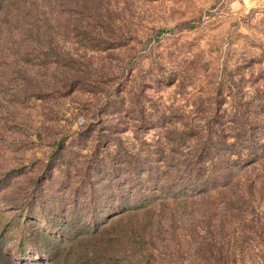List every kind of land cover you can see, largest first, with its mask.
Wrapping results in <instances>:
<instances>
[{
	"label": "rangeland",
	"instance_id": "374dc122",
	"mask_svg": "<svg viewBox=\"0 0 264 264\" xmlns=\"http://www.w3.org/2000/svg\"><path fill=\"white\" fill-rule=\"evenodd\" d=\"M83 1L75 3L73 11L63 0L60 16L64 22L75 17L85 22L78 29L70 28L72 35L64 37L62 44L68 51L86 54L100 71L99 77L95 83H81L63 98L67 107L60 117L65 120L67 113L69 117L74 114L80 124L71 131L73 137L64 151L74 167L66 170L61 165L52 172L47 185L37 192L40 205L36 216L31 219L29 214L24 219L34 220L51 237H58L48 228L43 210L64 223L82 213L84 205L91 207L93 193L111 197L110 203L116 204L120 191L124 192L126 185L135 187L136 178L123 169L106 171L114 156L125 149L133 154L160 151L162 129L139 135L128 131L111 146L106 139L98 144L91 132L77 139L86 124L95 132L101 128L96 114L103 105L97 107L95 102L108 94L121 96L110 97L116 104L103 111L115 112L116 116L107 120L123 122L122 128L138 120L141 105L161 124L179 128L209 125L224 130L231 141L238 132L243 134L239 125L245 124L254 145L253 156L264 160V0H97L98 6L103 2L112 8V20L106 26L99 21L102 32H96L97 19L84 17ZM88 22L92 28L86 31ZM103 76L109 78L101 81ZM129 96H140V105L131 103ZM40 104L33 100L27 110L41 109ZM33 119L36 122V114ZM60 139L44 134L40 144L9 154L23 169L25 176L20 181L24 186L31 184L34 171H44L54 143ZM142 139L149 143L143 148ZM240 141L243 143L244 137ZM89 157L103 164V174L81 184L76 165ZM249 171L256 181L252 189L250 184L242 189L219 184L204 191L169 192L175 199L169 211L180 210L175 232L186 235L181 240L188 245L183 248L184 258L179 252H169L166 264H220L217 252L221 251L236 254L237 264H264V162ZM8 205L0 203V212L11 213ZM27 230V226L11 227L7 247L12 258L19 264H48L46 253L28 241ZM204 243L214 244V251Z\"/></svg>",
	"mask_w": 264,
	"mask_h": 264
},
{
	"label": "trees",
	"instance_id": "16d2710c",
	"mask_svg": "<svg viewBox=\"0 0 264 264\" xmlns=\"http://www.w3.org/2000/svg\"><path fill=\"white\" fill-rule=\"evenodd\" d=\"M65 2L73 11L75 3L81 4L80 0ZM62 5L63 0H0V203L6 202L7 208H11V213L0 212V264H19L7 247L13 225L27 226L28 241L46 253L48 264H166L169 252H179L184 258L183 248L188 244L182 243L184 235L175 232L180 210L169 211L175 200L169 192L190 188L204 191L219 184L225 185L224 188L236 185L242 189L246 184H250L249 189L255 188L252 186L256 181L252 180L249 168L264 160L253 156L254 145L245 124L239 125L243 134L238 132L231 141L224 130L209 125L179 128L161 124L141 105L138 120L122 128L123 122L107 120L115 117V112H104L113 109L116 104L113 99L120 98V94H113L111 99L109 94L104 95L95 102L97 107L103 105L96 114L101 128L95 132L86 124L83 130L87 129L78 133L77 139L91 132L98 144L106 139L107 146H111L128 131L139 135L162 129L160 151L142 150L133 154L125 149L121 155L114 156L111 168L106 171L114 173L123 169L136 178L135 187L126 185L125 191H120L118 204L110 203L111 197L93 193L91 207L84 205L82 213L64 223L43 210L48 228L57 232L58 237H51L34 220L24 219L29 214L33 215L31 219L36 216L40 205L37 192L47 185L52 172L61 165L66 170L74 167V161L65 158L64 151L73 137L71 131L80 124H76L74 114L70 117L69 113L63 114L65 120L60 117L67 107L63 98L74 93L81 83H95L100 72L86 54L68 51L62 44L64 37H71L70 28L78 29L85 22L77 17L64 22L60 16ZM81 7L87 10L85 18L97 19L96 32H102L99 21L106 26L112 20V8L108 4L101 2L98 6L97 0H84ZM84 27L87 31L92 24L88 22ZM106 78L109 76L101 77V81ZM130 99L131 103L140 105V96ZM33 100L41 102V109L27 110ZM44 134L61 139L54 143L44 171H34L31 184L24 186L20 181L25 176L23 169L16 166L9 154L40 144ZM148 144L142 139V148ZM79 162L76 171L81 174V184L103 174V164H99L98 158ZM204 245L214 251V244ZM217 255L220 264H237L236 254L221 251ZM257 257L254 256L255 260Z\"/></svg>",
	"mask_w": 264,
	"mask_h": 264
}]
</instances>
